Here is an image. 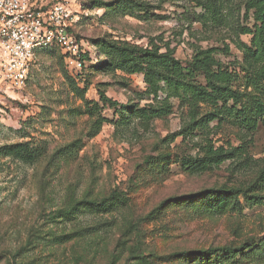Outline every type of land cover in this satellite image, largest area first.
Masks as SVG:
<instances>
[{
  "label": "rangeland",
  "instance_id": "rangeland-1",
  "mask_svg": "<svg viewBox=\"0 0 264 264\" xmlns=\"http://www.w3.org/2000/svg\"><path fill=\"white\" fill-rule=\"evenodd\" d=\"M69 1L74 10L80 6L71 32L89 54L82 72L68 68L59 48H45L21 90H0V264H264V182L253 191L259 196L253 205L238 196L240 209L221 208V199L209 197L169 201L206 188L244 191L255 183L264 169V125L248 134L229 121L215 129L211 123L217 145L228 149L229 143L245 154L202 173L182 165L196 156L192 143L171 139L185 122L176 107L144 122L101 105L108 122L91 136L94 119L87 104L99 103L100 91L124 108L150 102L142 76L110 65L105 51L94 46H145L150 40L161 44L162 38L184 64L192 53L189 44L197 40L190 32L200 30L192 4L136 0L140 11L123 15V0ZM229 32L212 30L200 45H217ZM19 143L36 150L33 162L4 149ZM112 193L123 201L94 212L82 209L70 222L53 218L77 202H100ZM69 234L74 237L67 241L56 238ZM220 247L241 254L219 263L198 253Z\"/></svg>",
  "mask_w": 264,
  "mask_h": 264
},
{
  "label": "trees",
  "instance_id": "trees-1",
  "mask_svg": "<svg viewBox=\"0 0 264 264\" xmlns=\"http://www.w3.org/2000/svg\"><path fill=\"white\" fill-rule=\"evenodd\" d=\"M235 1L189 0L194 10L191 14L193 22L200 25V30L190 32V37L197 40L189 44L192 53L184 64L175 57V49L168 43L164 44L162 38L161 44L150 40L145 46L134 47L120 48L114 44L106 46L103 42L97 43L94 47L105 51L110 65H116L128 74L142 76L146 87L144 95L150 102L140 109L124 108L100 91V102L87 104V111L94 119L91 136L97 135L103 124L108 122L101 115V105L115 109L114 112L119 114L129 111L144 122L166 117L176 107L185 114V122L177 133L171 135V139L180 137L183 142L192 143L197 150L196 156L182 162L183 167L202 173L218 167L228 159L245 154V150L231 148L229 143L228 149L222 144L217 145L210 127L213 122L216 123L215 129L224 121H229L239 130L253 134L260 125H264V0H242L239 6ZM141 6L136 0H123L122 14L140 11ZM221 28H230V32L218 40L217 45H200L209 40L206 38L207 34ZM71 31L70 28L69 32L72 33ZM242 37H246L247 42ZM236 52L239 58L234 54ZM79 59L82 62V72L85 61H89L88 52L82 51ZM69 148L66 147L63 153ZM4 149L24 162L36 159V150H32L29 143H19ZM258 182H264V169L259 172L255 183L244 191L206 188L169 201L192 203L209 197L221 199V208L228 206L233 210L240 209V194L250 205L259 199V196L253 194ZM112 201L121 202L123 197L112 193L108 199L100 202L80 201L67 210L54 212L53 218L70 222L76 219L82 209L99 211L98 209L109 206ZM165 203L166 201L163 202ZM73 237L69 234L56 238L67 241ZM198 253L202 259L210 255L222 263L238 257L241 250L220 247L208 248Z\"/></svg>",
  "mask_w": 264,
  "mask_h": 264
},
{
  "label": "built area",
  "instance_id": "built-area-1",
  "mask_svg": "<svg viewBox=\"0 0 264 264\" xmlns=\"http://www.w3.org/2000/svg\"><path fill=\"white\" fill-rule=\"evenodd\" d=\"M69 0L38 5L35 0H0V90H21L39 50L57 47L68 68L81 70L80 44L69 29L78 20L80 6Z\"/></svg>",
  "mask_w": 264,
  "mask_h": 264
}]
</instances>
